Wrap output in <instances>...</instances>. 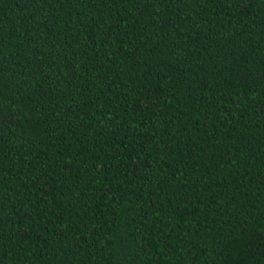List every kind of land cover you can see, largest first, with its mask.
<instances>
[{
    "label": "trees",
    "instance_id": "obj_1",
    "mask_svg": "<svg viewBox=\"0 0 264 264\" xmlns=\"http://www.w3.org/2000/svg\"><path fill=\"white\" fill-rule=\"evenodd\" d=\"M0 264H264V0H0Z\"/></svg>",
    "mask_w": 264,
    "mask_h": 264
},
{
    "label": "snow or ice",
    "instance_id": "obj_2",
    "mask_svg": "<svg viewBox=\"0 0 264 264\" xmlns=\"http://www.w3.org/2000/svg\"><path fill=\"white\" fill-rule=\"evenodd\" d=\"M4 123H6V121H5L4 117H3V115L0 114V125H2Z\"/></svg>",
    "mask_w": 264,
    "mask_h": 264
}]
</instances>
